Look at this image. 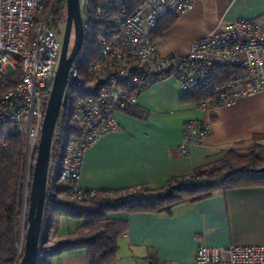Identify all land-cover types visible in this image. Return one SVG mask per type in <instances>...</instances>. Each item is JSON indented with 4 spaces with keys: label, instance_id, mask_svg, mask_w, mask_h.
Wrapping results in <instances>:
<instances>
[{
    "label": "built area",
    "instance_id": "built-area-1",
    "mask_svg": "<svg viewBox=\"0 0 264 264\" xmlns=\"http://www.w3.org/2000/svg\"><path fill=\"white\" fill-rule=\"evenodd\" d=\"M59 1L0 0V127L26 139L24 191L18 214L21 258L28 229L33 157L62 49L63 32L54 26ZM79 1L84 25H89L93 16L101 22L95 37L97 58L85 74L77 60L69 71L67 94L73 101L77 131L51 161L49 174V179L65 183L63 195L85 201L97 194V190L80 185L86 152L103 136L120 129L117 113L137 105L153 83L175 78L186 94H197L209 85L218 68H239L214 98L201 102L204 109L230 105L264 90V27L253 19L223 22L194 40L188 54L164 56L152 32L164 17L179 16L198 0H149L133 13L127 12L123 0ZM210 132L203 121H187L182 153L202 144ZM49 249L46 243L39 247L38 264ZM193 264H264V244L223 248L202 244Z\"/></svg>",
    "mask_w": 264,
    "mask_h": 264
},
{
    "label": "crops",
    "instance_id": "crops-1",
    "mask_svg": "<svg viewBox=\"0 0 264 264\" xmlns=\"http://www.w3.org/2000/svg\"><path fill=\"white\" fill-rule=\"evenodd\" d=\"M240 18L264 27V0H198L154 40L164 56L186 55L194 40ZM185 95L177 79L167 78L140 95L135 106L142 117L119 111L120 129L86 152L80 185L97 191L140 186L156 190L221 161L230 150L264 147V90L207 109L183 101ZM190 120L205 122L211 132L184 155L183 128ZM120 215L112 218L128 221V229L119 238L118 255L123 261L116 264H152L151 256L193 264L202 244L217 248L264 244V185L221 189L203 199L176 203L169 211ZM67 217L59 218L49 240H63L81 226L70 227ZM53 264L90 263L86 251L77 250L56 256Z\"/></svg>",
    "mask_w": 264,
    "mask_h": 264
},
{
    "label": "trees",
    "instance_id": "trees-1",
    "mask_svg": "<svg viewBox=\"0 0 264 264\" xmlns=\"http://www.w3.org/2000/svg\"><path fill=\"white\" fill-rule=\"evenodd\" d=\"M149 0H123L128 13ZM177 16L164 17L152 32L163 33L174 23ZM66 21V3L60 0L55 10L54 26L61 32ZM101 19L93 16L89 25H84V40L77 61L82 74L88 71L97 58L96 33ZM234 66L220 67L213 74L209 85L197 94H186L183 101L201 104L204 99L214 98L219 88L238 74ZM132 115L142 117L136 106L124 109ZM73 122V101L62 108L57 122L51 161L58 156L67 141L76 134ZM26 139L13 134L7 127H0V264H19V222L18 214L22 203L26 168ZM264 147L255 144L245 152L230 150L224 158L214 164L196 169L187 177L176 178L163 188L151 190L145 186L120 189L99 190L88 200L77 201L63 195L65 183L52 180L48 182L45 212L41 234V246L50 245L41 264H53V259L66 252L86 251L90 264H116L119 251V238L127 231L128 221L114 219L110 213L160 212L169 211L171 206L185 200H199L214 192L233 187L264 185ZM52 168L50 169V175ZM68 216L83 219V224L63 240H45L51 229H57L59 218ZM152 264H177L162 261L156 256L149 257Z\"/></svg>",
    "mask_w": 264,
    "mask_h": 264
},
{
    "label": "water",
    "instance_id": "water-1",
    "mask_svg": "<svg viewBox=\"0 0 264 264\" xmlns=\"http://www.w3.org/2000/svg\"><path fill=\"white\" fill-rule=\"evenodd\" d=\"M72 33L73 45L70 48ZM84 40V24L79 0H66V22L62 38L60 61L50 92L41 137L37 148L28 212V229L25 248L19 264H38L37 256L41 246V234L50 174L51 153L54 134L62 108L68 104L67 85L69 71L76 61ZM264 172V168L257 170ZM49 239V232L45 240Z\"/></svg>",
    "mask_w": 264,
    "mask_h": 264
},
{
    "label": "rangeland",
    "instance_id": "rangeland-1",
    "mask_svg": "<svg viewBox=\"0 0 264 264\" xmlns=\"http://www.w3.org/2000/svg\"><path fill=\"white\" fill-rule=\"evenodd\" d=\"M64 28H65V24H64V26H62V28H61L60 31L61 32H64ZM73 40H74V34L72 33L71 41H70V48L73 45ZM36 156H37V153H34V157H33L34 158V163L36 161ZM122 212L123 211L110 213V217H120L121 216L120 214H122ZM65 220H70V222H71L70 227H72L73 225L75 227H78L79 225H82V223L84 222V220L83 219H80V218H68L67 217V218H65ZM120 257H122V256L117 254V261H123V259H121Z\"/></svg>",
    "mask_w": 264,
    "mask_h": 264
}]
</instances>
